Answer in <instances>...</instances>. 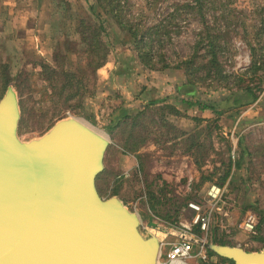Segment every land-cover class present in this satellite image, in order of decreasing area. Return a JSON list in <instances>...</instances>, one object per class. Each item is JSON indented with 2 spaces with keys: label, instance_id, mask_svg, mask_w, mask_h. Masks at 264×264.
Segmentation results:
<instances>
[{
  "label": "rangeland",
  "instance_id": "rangeland-1",
  "mask_svg": "<svg viewBox=\"0 0 264 264\" xmlns=\"http://www.w3.org/2000/svg\"><path fill=\"white\" fill-rule=\"evenodd\" d=\"M130 3L133 21L166 30L153 50L168 67L154 62L153 70L147 68L132 39L108 16H93L84 0H0V97L9 84L15 90L18 138L38 137L68 116L104 137L96 190L135 212L142 234L148 228L165 233L157 261L165 243L179 234L191 239L189 264H228L210 254L207 244L259 251L264 247V0ZM98 25L103 31L97 43L107 55L94 68L81 37ZM207 34L217 44L226 85L215 76L199 81L193 100L213 106L200 110L180 101L175 86L185 81L179 60L195 52V65L206 63ZM101 54L102 49L92 55L99 62ZM60 70L73 73L72 82L82 85L71 99L79 106L70 112L55 105L62 98L52 94L48 81L66 80ZM204 74V68L195 72L198 78ZM245 84L255 87L258 99L226 108V95ZM119 106L136 116L111 128L110 116ZM211 186L218 188L215 198ZM197 212L208 217L205 229L193 223ZM246 216L255 222L254 233L240 227Z\"/></svg>",
  "mask_w": 264,
  "mask_h": 264
},
{
  "label": "water",
  "instance_id": "water-1",
  "mask_svg": "<svg viewBox=\"0 0 264 264\" xmlns=\"http://www.w3.org/2000/svg\"><path fill=\"white\" fill-rule=\"evenodd\" d=\"M18 119L9 84L0 97V264H157L160 241L96 190L107 140L68 116L24 141ZM207 247L234 264H264V247Z\"/></svg>",
  "mask_w": 264,
  "mask_h": 264
},
{
  "label": "trees",
  "instance_id": "trees-1",
  "mask_svg": "<svg viewBox=\"0 0 264 264\" xmlns=\"http://www.w3.org/2000/svg\"><path fill=\"white\" fill-rule=\"evenodd\" d=\"M87 4L88 11L93 16H100L101 14L108 16L110 19L114 21L120 31H123L127 37L132 39L133 47L136 51V55L141 60V62L149 69H154V62H160V68L168 67V64L163 61V55L160 52H154V46L156 43H160L161 39L160 35L166 34V30L159 25H144L140 22H135L132 20L131 15H129V10L131 9L130 0H84ZM189 6V5H186ZM193 6H191L192 8ZM81 22V21H80ZM103 28L101 25H98L95 29H92L89 32L88 37L84 38L82 35L81 39H83L84 43L87 44V48L83 50V52L87 53L91 58L88 60V65H92L94 68H97L100 65L107 55V49L104 46L101 47V42L98 44L97 37L100 36ZM206 51L205 56L206 63L203 65H195V52H191L189 56L183 60H179V64L177 67H182L185 74V81L177 84L175 86V91L181 96L180 101L187 105H196L198 109H212V105H208L205 103H201L198 100H193L194 96L197 93V86L199 81H202L210 76H215L217 79L226 85V76L223 75L220 71H218L219 66L217 64V44H215V40L212 35H206ZM92 40L91 41L89 40ZM195 43V42H194ZM102 49V54L99 62L97 59L93 58L98 50ZM93 54V55H92ZM156 56V60L154 61V57ZM205 74L198 78L195 76V72L203 70ZM55 72L54 70H52ZM60 73H64V76L67 78L62 82H58L57 80H52V78H48L50 82L51 92L52 94H58V96L62 99L55 101V105L57 104L61 109L66 111H72L76 107L79 106V102L71 103V99L75 96L81 94L78 92L81 88V84H75L71 79L74 78V74L70 73L66 70H60ZM57 76V74H56ZM57 78V77H56ZM55 78V79H56ZM52 83V84H51ZM77 83V82H76ZM81 85V86H80ZM190 98V99H188ZM258 99V93L254 86L249 84H245L242 87H239L237 91H231L226 95L223 102L226 108L229 107H246L252 103H254ZM163 98L156 101L152 100L148 102L149 104L161 103ZM170 111L176 113L177 110L172 106H165ZM60 111V109H58ZM56 110L57 114L60 112ZM136 115H131L128 112V109L124 106H119L113 110L110 116V124L111 128L117 127L119 124L123 123L125 120H133ZM150 208L152 206L150 205ZM224 244V243H218ZM210 254L216 255L220 260L226 261L228 264H234L232 260L221 257L209 250Z\"/></svg>",
  "mask_w": 264,
  "mask_h": 264
},
{
  "label": "built area",
  "instance_id": "built-area-1",
  "mask_svg": "<svg viewBox=\"0 0 264 264\" xmlns=\"http://www.w3.org/2000/svg\"><path fill=\"white\" fill-rule=\"evenodd\" d=\"M213 191V192H211ZM218 188H214V186L210 187L209 194L213 198L217 196ZM195 209H198L197 206H194ZM193 223L197 224L200 229H205L208 223V217L206 214L202 213L199 214L196 213ZM188 229L187 226H183ZM240 227L248 233H254L255 231V222L251 218V216H246L243 218L242 222L240 223ZM161 245H164L160 243ZM165 246L167 249L164 252L163 259L160 261H157V264H170L175 261H185L189 264V260L192 257L191 254V239L184 234H179L178 238L172 242H166ZM160 254V252H159ZM200 258L204 259L205 254L202 252V250H198L196 253Z\"/></svg>",
  "mask_w": 264,
  "mask_h": 264
},
{
  "label": "bare ground",
  "instance_id": "bare-ground-1",
  "mask_svg": "<svg viewBox=\"0 0 264 264\" xmlns=\"http://www.w3.org/2000/svg\"><path fill=\"white\" fill-rule=\"evenodd\" d=\"M148 231L150 233H152L160 242L165 235V233L162 230H160L159 228H148ZM160 252H161V250H160ZM170 264H188V263L185 261H175V262H172Z\"/></svg>",
  "mask_w": 264,
  "mask_h": 264
},
{
  "label": "crops",
  "instance_id": "crops-1",
  "mask_svg": "<svg viewBox=\"0 0 264 264\" xmlns=\"http://www.w3.org/2000/svg\"><path fill=\"white\" fill-rule=\"evenodd\" d=\"M210 258H212V257H210ZM213 261V260H212Z\"/></svg>",
  "mask_w": 264,
  "mask_h": 264
}]
</instances>
